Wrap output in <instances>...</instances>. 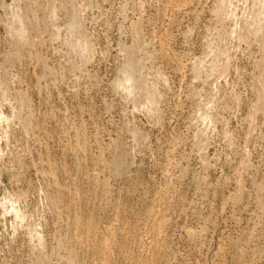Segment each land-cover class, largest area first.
I'll list each match as a JSON object with an SVG mask.
<instances>
[{
	"label": "rangeland",
	"instance_id": "374dc122",
	"mask_svg": "<svg viewBox=\"0 0 264 264\" xmlns=\"http://www.w3.org/2000/svg\"><path fill=\"white\" fill-rule=\"evenodd\" d=\"M262 2L0 0V264H264Z\"/></svg>",
	"mask_w": 264,
	"mask_h": 264
},
{
	"label": "bare ground",
	"instance_id": "6f19581e",
	"mask_svg": "<svg viewBox=\"0 0 264 264\" xmlns=\"http://www.w3.org/2000/svg\"><path fill=\"white\" fill-rule=\"evenodd\" d=\"M262 4H263V5H261V7L264 6V2H262ZM261 7L259 6V8H261ZM259 11H260V10H259ZM259 13L261 14L262 12L260 11ZM258 15H259V14H258ZM259 16H261V15H259ZM259 16H258V17H259ZM259 18H260V17H259Z\"/></svg>",
	"mask_w": 264,
	"mask_h": 264
}]
</instances>
